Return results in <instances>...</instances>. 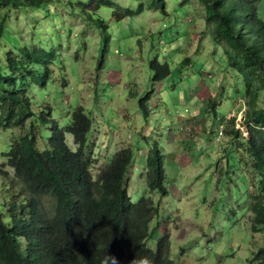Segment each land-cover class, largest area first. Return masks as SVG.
Returning <instances> with one entry per match:
<instances>
[{"label":"rangeland","instance_id":"rangeland-1","mask_svg":"<svg viewBox=\"0 0 264 264\" xmlns=\"http://www.w3.org/2000/svg\"><path fill=\"white\" fill-rule=\"evenodd\" d=\"M87 1L0 6V65L16 77L7 87L25 90L40 114L49 106L60 127L69 123L74 109H84L91 125L83 150L92 179L117 152L131 149L126 175L131 200L148 197L157 207L149 222V248L155 249L167 232L172 264H258L253 258L264 244V224L253 231L248 210L249 193H257V170L246 151L241 76L205 31L206 8L200 0H165L164 9L155 0H112L115 4L100 3L97 9L80 3ZM263 3L257 5L258 14ZM141 4L138 13L122 18L114 13L116 5L137 9ZM105 33H110L108 40ZM34 48L55 54L44 86L34 75L22 77L9 67V57L23 60ZM154 59L171 68L161 81H154ZM37 68L39 76L44 74L41 64ZM219 83L217 96L210 98L203 85L218 89ZM149 93L143 115L138 100ZM195 104L203 113L197 114ZM233 116L240 138L229 131ZM31 127L30 120L25 128L0 127V202L7 211L22 196L16 194L14 168L3 153ZM49 128L39 127L41 150L48 146ZM65 141L77 149L68 131ZM154 142L164 153V193L145 182ZM44 200L50 204L52 197Z\"/></svg>","mask_w":264,"mask_h":264},{"label":"trees","instance_id":"trees-1","mask_svg":"<svg viewBox=\"0 0 264 264\" xmlns=\"http://www.w3.org/2000/svg\"><path fill=\"white\" fill-rule=\"evenodd\" d=\"M38 1L0 0V6L18 7ZM200 1L206 8L205 31L223 47L229 66L241 76V95L246 105L243 114L246 151L254 171L257 170L253 173L257 193H249L248 210L252 230L259 231L264 224V19L257 8L261 0ZM80 3L96 9L100 3L115 4L112 0ZM165 3V0H155L156 6L163 9ZM116 6L114 13L122 18L125 14L142 11L143 5L137 9ZM105 27L106 24L103 29ZM109 35L105 33V40ZM54 55L53 50L34 48L32 56L23 60L9 57V67L23 73L22 77L34 75L35 82L44 86L48 63ZM38 64L44 69L41 76ZM151 67L154 81H161L171 72L168 63L157 59L151 61ZM15 80L14 74L10 75L0 65V127L25 128L29 120L32 125L30 133L22 135L3 153L14 168L20 188L16 194L22 198L11 203L14 210L9 211L6 204L0 202V264H172L167 232L157 240L155 249L146 245L149 222L157 207L148 197L131 200L126 178L132 162L131 149L126 147L117 152L92 179L90 160L83 150L91 125L84 109H74L69 123L60 127L50 117L49 106L44 109L48 113L40 114L33 110L32 99L25 90L7 87ZM149 96L151 93L138 100L143 115L148 114L145 102ZM229 122L230 134L240 138L242 134L235 125V116ZM45 125L50 126L51 136L48 146L41 150L39 127ZM66 131L78 145L74 151L67 146ZM163 154L154 142L146 158L150 168L146 185L161 193L166 192L163 191ZM46 195L52 197L50 204L45 203ZM253 259L264 264V244L256 250Z\"/></svg>","mask_w":264,"mask_h":264},{"label":"crops","instance_id":"crops-1","mask_svg":"<svg viewBox=\"0 0 264 264\" xmlns=\"http://www.w3.org/2000/svg\"><path fill=\"white\" fill-rule=\"evenodd\" d=\"M259 14H260V16L264 19V3H263V7L261 8V9H259ZM205 20H206V18H205ZM189 59L187 58V60H186V62L188 61ZM186 62H184V63H186ZM221 83H223V80H221ZM203 85V84H202ZM204 87H206V93H208V96H210V98H213L214 96H217V94H218V91H219V89H220V83L218 84V89H214V88H210V87H208V86H205V84L203 85ZM203 87V88H204ZM203 90V89H202ZM199 95V94H198ZM198 95H194V97L195 98H197V100L199 99L198 98ZM213 95V97H211ZM202 103H204L205 104V99L204 100H200ZM199 101V102H200ZM200 104V103H199ZM199 104H195V106H194V109L195 110H197V114L198 113H203V111H201V107H199L198 108V105ZM231 112V111H230ZM229 112V113H230Z\"/></svg>","mask_w":264,"mask_h":264},{"label":"built area","instance_id":"built-area-1","mask_svg":"<svg viewBox=\"0 0 264 264\" xmlns=\"http://www.w3.org/2000/svg\"><path fill=\"white\" fill-rule=\"evenodd\" d=\"M223 126H224V125H222V129L220 130V134H222Z\"/></svg>","mask_w":264,"mask_h":264},{"label":"clouds","instance_id":"clouds-1","mask_svg":"<svg viewBox=\"0 0 264 264\" xmlns=\"http://www.w3.org/2000/svg\"><path fill=\"white\" fill-rule=\"evenodd\" d=\"M234 115V114H233ZM246 136V135H245Z\"/></svg>","mask_w":264,"mask_h":264}]
</instances>
